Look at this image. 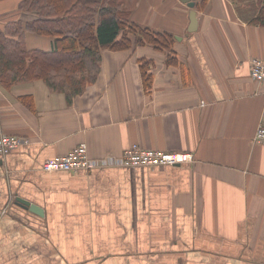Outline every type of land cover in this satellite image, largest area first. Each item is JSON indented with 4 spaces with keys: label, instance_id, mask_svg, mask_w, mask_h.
Here are the masks:
<instances>
[{
    "label": "crops",
    "instance_id": "1",
    "mask_svg": "<svg viewBox=\"0 0 264 264\" xmlns=\"http://www.w3.org/2000/svg\"><path fill=\"white\" fill-rule=\"evenodd\" d=\"M0 0V27L30 21ZM264 0H139L131 20L174 41L101 48L99 74L67 100L41 80L0 86V134L26 140L0 156V264H264ZM27 50L53 38L25 33ZM149 63L145 89L139 60ZM86 144L91 159L129 146L191 161L153 168L44 172ZM23 199L37 216L15 203Z\"/></svg>",
    "mask_w": 264,
    "mask_h": 264
},
{
    "label": "trees",
    "instance_id": "2",
    "mask_svg": "<svg viewBox=\"0 0 264 264\" xmlns=\"http://www.w3.org/2000/svg\"><path fill=\"white\" fill-rule=\"evenodd\" d=\"M138 0H21L18 9L37 14L30 21L13 20L0 27V86L41 80L67 100L81 94L100 71L101 48L130 49L150 45L169 50L171 34L154 32L131 21ZM257 21L264 26V8ZM25 33L53 38L51 51L27 50ZM129 34L134 35L131 42ZM56 55L62 57L55 60ZM145 89L152 75L139 60Z\"/></svg>",
    "mask_w": 264,
    "mask_h": 264
},
{
    "label": "built area",
    "instance_id": "3",
    "mask_svg": "<svg viewBox=\"0 0 264 264\" xmlns=\"http://www.w3.org/2000/svg\"><path fill=\"white\" fill-rule=\"evenodd\" d=\"M251 79L264 86V62L254 59L250 68ZM253 142L264 146V121L257 127ZM26 140L16 136L0 134V155L5 156L16 150ZM189 154H168L158 150L143 149L132 144L124 150L120 158L91 159L87 154V146L82 143L63 156H57L43 162L41 169L44 172H78L99 168H153L156 166H176L189 163Z\"/></svg>",
    "mask_w": 264,
    "mask_h": 264
},
{
    "label": "water",
    "instance_id": "4",
    "mask_svg": "<svg viewBox=\"0 0 264 264\" xmlns=\"http://www.w3.org/2000/svg\"><path fill=\"white\" fill-rule=\"evenodd\" d=\"M181 2L185 3L189 8H191V11H190V23H189V27H188V32H194L197 28V20H196V16H195V12L193 10V7H194V1L195 0H180ZM15 203L20 206L21 208L23 209H26L28 210L29 212L37 215V216H42L43 215V211L30 204L29 202L23 200V199H20V198H17L15 200Z\"/></svg>",
    "mask_w": 264,
    "mask_h": 264
},
{
    "label": "rangeland",
    "instance_id": "5",
    "mask_svg": "<svg viewBox=\"0 0 264 264\" xmlns=\"http://www.w3.org/2000/svg\"><path fill=\"white\" fill-rule=\"evenodd\" d=\"M138 2H139V0H138ZM138 2L136 3L133 12H134L135 9L137 8ZM133 12H132V13H133ZM131 21H132V20H131ZM132 22H133V21H132ZM134 24L138 25L139 27H143L141 24H138V23H135V22H134ZM128 36H130V38H131V42H134V40H135L134 35L129 34ZM60 57H62V56H61V55H56L54 59L57 60V59L60 58ZM0 156H2V155H0ZM5 156H7V155H5ZM2 157H4V156H2Z\"/></svg>",
    "mask_w": 264,
    "mask_h": 264
}]
</instances>
